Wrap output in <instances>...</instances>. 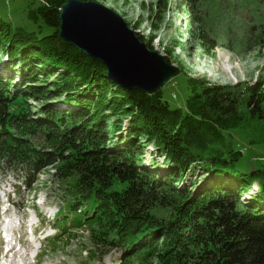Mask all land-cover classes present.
<instances>
[{
	"label": "trees",
	"instance_id": "16d2710c",
	"mask_svg": "<svg viewBox=\"0 0 264 264\" xmlns=\"http://www.w3.org/2000/svg\"><path fill=\"white\" fill-rule=\"evenodd\" d=\"M35 1L39 4L29 15L41 17L46 27L14 24L0 16V52L7 55L11 73L20 74L0 73V156L10 167L25 170L17 174L29 189L41 169L60 162L57 174L72 177L71 210H78L83 198L99 200L90 218L94 225L105 224L102 234L129 243L124 264H133L134 256L143 264L153 259L159 264H264V161L238 176L258 185L259 193L246 201L232 191V181L216 174L221 170L232 177L241 152L216 151L217 140L249 130L237 111L238 96L204 88L203 102L186 97V109L171 107L164 92L169 83L154 94L123 89L107 77L104 63L61 38L59 14L66 0ZM194 1L188 2L192 16ZM259 38L264 47V24ZM58 68L63 72L55 73ZM78 69L102 74H80ZM45 72L56 74L59 83L48 84ZM102 77L123 99L117 101L114 94L108 99ZM31 97L54 101L38 111H11L28 105ZM262 103L250 97L249 113L264 118ZM106 105L131 113L125 133L114 136L123 125L111 128ZM142 134L147 141L155 137L157 148L164 149L162 161L143 163ZM191 166L207 170L203 181L180 177ZM116 183L123 188L108 191ZM160 237L161 244L156 242Z\"/></svg>",
	"mask_w": 264,
	"mask_h": 264
},
{
	"label": "rangeland",
	"instance_id": "374dc122",
	"mask_svg": "<svg viewBox=\"0 0 264 264\" xmlns=\"http://www.w3.org/2000/svg\"><path fill=\"white\" fill-rule=\"evenodd\" d=\"M80 1L89 7H92V4H101L107 10L120 15L149 51L156 53V56H163L167 63L180 70L178 75L167 82L168 85L165 84L166 87L164 85L159 89L162 90L165 87V96L172 108L181 106L187 109L186 97L190 99L191 103L194 101L202 103L205 98L202 94L204 88L212 90L213 87H216L217 91L223 90L232 98L235 95L238 96L237 111H239V116L243 117L244 126L247 124L246 127L249 130H245L246 132L235 130L232 135H223L216 142V151L230 150L232 152L233 150L237 151L236 149L241 151L240 155L234 159L238 171H234L232 177L221 170L216 171V174L217 172L220 174L218 176L220 180L226 178L232 181V191L240 192L239 195L245 201L254 196L258 191L257 183L254 182V185L249 182L245 183L242 180L249 177L239 179L238 176L242 175L241 173L248 174V172L258 169L261 161H264V118L260 119L250 114L247 107L250 97L255 100L260 99L263 102L264 116V47L260 46L259 38L261 27L264 24V0H195L191 4L194 7L193 16L189 0ZM38 4L35 0H0V16L4 21L14 24L27 22L29 27H35L34 25L46 27L41 17L29 15L28 11ZM205 36L209 40L204 39ZM75 47L79 49L77 46ZM6 56L0 52V73L14 74L10 71L12 68L7 67L11 66V63L6 62ZM78 71L80 74L87 73L97 76L102 74L93 70L87 72L78 69ZM50 72L52 71L50 70ZM61 72H63V68H58L55 73L60 74ZM45 75L49 78L48 84L53 83L52 85L56 86L59 83L56 82V74L49 75L45 72ZM14 76L19 77L20 74L18 75L16 72ZM102 78L101 88L104 87L103 90L108 99L112 97V94L115 95L117 101L123 99V94L116 89L112 82L105 77ZM91 79L93 78H88V80ZM61 94L65 93L61 92ZM195 97L197 100H194ZM53 101L46 102L43 98L31 97L28 100V105L22 103L10 109L17 111L31 108L32 111H38ZM106 108L109 110L105 113L111 115V128L116 129L115 125H123V131L113 132L114 136L125 133L126 124H129L131 120L129 117L131 113L109 105H106ZM146 139L147 137L142 134L140 142L144 145L143 163L149 165L156 160L162 161L164 149L157 148L155 137H152L150 141ZM5 159L0 156V239L4 235L14 245L15 254L13 257L15 261L20 259L19 261L23 264H124L129 243L102 234V230L106 229L105 224L94 225V218H90L94 213L92 207L98 205L99 200L91 201V197L83 198L78 210H71V204L75 197L69 182L72 177H61V174H57L60 162L41 169L36 175L32 188L29 189L26 182H23V179L17 174H22L25 170L15 168L13 165L10 167ZM194 163V165H202L199 161ZM199 168L196 170L197 168L191 166L184 172L181 171L179 175L187 181L194 179L196 182H201L204 180L207 170ZM211 177L213 179L212 175ZM15 182L20 185L18 191ZM185 182L182 181V185L186 184ZM8 187L12 191L10 198ZM122 188L123 185L116 183L108 188V191ZM194 189L195 187H192V190ZM183 193L185 192H181L182 195ZM88 200L91 201L90 204L87 202ZM8 203L11 207L10 213L4 217L8 215L10 221L8 223L16 231L19 230L20 225L23 226L21 245L18 244V234L14 236L6 231L4 234L1 226L2 210L8 206ZM16 209L19 211L16 212ZM54 211L57 214L52 219L46 217V215L53 216ZM35 214L37 220L41 221L38 228V231L41 232L33 236L31 231L34 227H31L30 224L36 220ZM64 214L68 217L63 218ZM56 215H62L61 219H58V224L54 223ZM54 225L65 229L64 232L59 229L60 232L55 235L57 230ZM47 236L48 238H46ZM156 242L161 244L163 240L160 237ZM36 253L38 254L34 263ZM131 254H135V251H132ZM132 259L133 264H143L138 256H134ZM153 260L152 264H159L157 260Z\"/></svg>",
	"mask_w": 264,
	"mask_h": 264
},
{
	"label": "water",
	"instance_id": "95a60500",
	"mask_svg": "<svg viewBox=\"0 0 264 264\" xmlns=\"http://www.w3.org/2000/svg\"><path fill=\"white\" fill-rule=\"evenodd\" d=\"M92 5L80 0L64 2L59 14L60 36L105 63L108 77L118 86L154 93L179 74L163 56L149 51L120 15L101 4ZM125 69L130 76H118Z\"/></svg>",
	"mask_w": 264,
	"mask_h": 264
},
{
	"label": "bare ground",
	"instance_id": "6f19581e",
	"mask_svg": "<svg viewBox=\"0 0 264 264\" xmlns=\"http://www.w3.org/2000/svg\"><path fill=\"white\" fill-rule=\"evenodd\" d=\"M106 67H107V65H106ZM107 74H108V69H107ZM121 74H123L124 75V77L126 76V77H129L130 76V72L129 71H127L126 69L125 70H121L120 71V74L118 75V76H123V75H121ZM108 76V75H107ZM112 79V78H111ZM113 80V79H112ZM136 81H138V80H136ZM126 89V88H125ZM129 90H132V89H129ZM142 91V90H141ZM145 92V91H144ZM153 94V93H152ZM11 249H13V247L11 248Z\"/></svg>",
	"mask_w": 264,
	"mask_h": 264
}]
</instances>
